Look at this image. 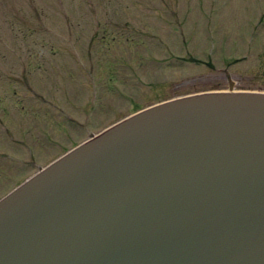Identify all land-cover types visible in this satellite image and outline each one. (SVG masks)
Wrapping results in <instances>:
<instances>
[{"label":"water","instance_id":"water-1","mask_svg":"<svg viewBox=\"0 0 264 264\" xmlns=\"http://www.w3.org/2000/svg\"><path fill=\"white\" fill-rule=\"evenodd\" d=\"M0 264H264V91L120 119L0 199Z\"/></svg>","mask_w":264,"mask_h":264},{"label":"rangeland","instance_id":"rangeland-1","mask_svg":"<svg viewBox=\"0 0 264 264\" xmlns=\"http://www.w3.org/2000/svg\"><path fill=\"white\" fill-rule=\"evenodd\" d=\"M229 84L264 90V0H0V195L134 110Z\"/></svg>","mask_w":264,"mask_h":264}]
</instances>
